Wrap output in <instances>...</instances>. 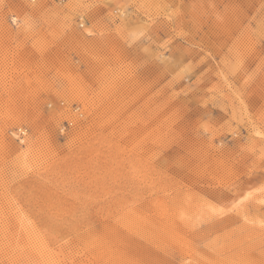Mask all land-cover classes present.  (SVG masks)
<instances>
[{
    "label": "rangeland",
    "instance_id": "obj_1",
    "mask_svg": "<svg viewBox=\"0 0 264 264\" xmlns=\"http://www.w3.org/2000/svg\"><path fill=\"white\" fill-rule=\"evenodd\" d=\"M0 264H264V0H0Z\"/></svg>",
    "mask_w": 264,
    "mask_h": 264
},
{
    "label": "bare ground",
    "instance_id": "obj_2",
    "mask_svg": "<svg viewBox=\"0 0 264 264\" xmlns=\"http://www.w3.org/2000/svg\"><path fill=\"white\" fill-rule=\"evenodd\" d=\"M81 24V23H80Z\"/></svg>",
    "mask_w": 264,
    "mask_h": 264
}]
</instances>
